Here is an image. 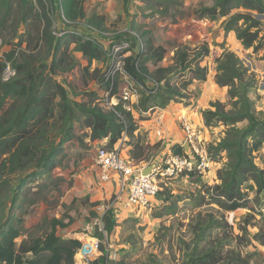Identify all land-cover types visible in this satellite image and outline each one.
Listing matches in <instances>:
<instances>
[{
  "label": "trees",
  "instance_id": "trees-1",
  "mask_svg": "<svg viewBox=\"0 0 264 264\" xmlns=\"http://www.w3.org/2000/svg\"><path fill=\"white\" fill-rule=\"evenodd\" d=\"M135 1L150 8L163 0H123L127 15ZM86 2L0 0V39L12 46L0 56V264H76L75 255L83 242L76 237L64 239L58 233L75 222L73 216H46L37 226H25L31 207L63 195L62 184L67 178L54 170L64 167L70 157L68 144L90 149L100 141L104 142L100 147L108 151L127 145L132 160H145L150 145L144 143L139 120L148 119L145 113L172 102L189 105V88L208 78L209 68L203 64L210 55L208 43L177 45L172 62L165 65L167 48L155 43L152 30L142 29L135 21L124 30L111 27L104 15L89 13ZM237 9L248 13L234 14L226 30H234L246 48L263 49L264 44H258L263 24L253 13L264 16V0H215L197 12L200 17L218 20ZM58 20L63 23L60 30ZM58 31L65 33L57 35ZM88 31H96L93 39L86 38ZM104 42L109 43L108 50H104ZM125 43L126 48L114 53L113 46ZM72 45L86 64L70 52ZM120 56L125 74L118 71L112 77L111 70ZM94 60L107 61L106 70H91ZM8 65L15 75L6 80ZM77 65L98 89L74 88L68 73ZM120 75L128 78L138 98L123 99ZM214 80L219 87L229 89L231 103L213 102L212 109L203 112V128L208 133L213 123L225 126V135L218 141L208 137L207 147L213 169L219 159L226 157L227 162L217 170L213 184L203 180L207 173H183L189 178L197 176L201 183L197 192L187 197L175 196L168 187L157 195L163 203L158 217L177 214L182 201L183 210L194 209L187 223H179L178 242L170 246L176 264H251L259 251L243 250L250 227L259 229L252 243L264 246V212H260L261 222L248 214L246 224L239 226L244 234L235 235L226 219L227 212L246 208L252 194L257 199L264 197V167L255 156L264 147V112L257 110L250 97L254 79L235 53L227 51L217 59ZM100 89L107 97H115L117 104H101L105 97ZM175 148L174 154H187L184 147ZM118 212L110 207L99 215L102 226L97 236L106 243H100L101 255L88 264H151L127 261L123 255L131 250L128 248L120 251L119 258L112 255L110 238L119 225Z\"/></svg>",
  "mask_w": 264,
  "mask_h": 264
},
{
  "label": "rangeland",
  "instance_id": "rangeland-1",
  "mask_svg": "<svg viewBox=\"0 0 264 264\" xmlns=\"http://www.w3.org/2000/svg\"><path fill=\"white\" fill-rule=\"evenodd\" d=\"M215 0H163L162 3L153 4L150 8L145 6L140 1H135L129 7V14L124 10L123 0H87L86 5L89 6V13L97 11L105 16L108 25L115 26L120 30L129 28L132 21L142 25L144 30H152L156 44H161L167 48V56L163 63L165 65L172 62L175 47L179 44H188L191 47L199 46L203 43H208L210 46V55L204 60L203 64L208 66L209 74L206 81L195 82L188 90V93L195 98L201 106V124L205 125L203 112L212 109L211 104L216 101H222L226 104L231 103L227 87H219L214 76L217 70V59L225 52L235 53L242 61L244 67L248 70V74L254 79L253 87L250 90V97L254 101L257 110L264 112V48L256 51L254 48H246L243 41L238 37L234 30L227 31V21L236 13H248L244 9L233 11L232 15L220 18L218 20H210L207 17H200L198 10L201 6H212ZM153 12V13H151ZM175 14V15H174ZM253 15L261 21V35L258 44H264V16L253 13ZM58 16V14H57ZM58 18V17H57ZM176 21H173L174 19ZM242 21L240 22V24ZM63 28V23L58 20L57 30ZM25 30V28H22ZM0 53H5L12 49V46L5 42L3 44L0 39ZM108 48V42H104ZM74 56L86 64L87 61L82 58L81 52H73ZM106 60V59H105ZM107 61L101 62L94 60L91 65V70L100 68L106 70ZM68 77L71 80L74 88L77 91L98 89V85L94 80H90L83 76L80 66H76L69 73ZM62 80L61 76H58ZM87 78V82L84 80ZM63 81V80H62ZM121 89L127 88L129 82L124 75L119 76ZM100 94L105 98L102 103L105 107L113 105L117 102L115 97L109 98L104 89L99 90ZM80 99V96H77ZM107 100V102H106ZM173 103V102H172ZM228 108H231L229 105ZM148 116V115H146ZM199 123V122H196ZM149 124V123H147ZM172 127V123H169ZM240 124L239 126H244ZM141 127V126H140ZM175 125L169 130L176 135L174 130ZM209 132L205 130L204 134L210 141H218L225 133V126L213 123L208 126ZM182 126H180V130ZM143 130H145L143 128ZM144 143H149L150 147L146 151L147 158L145 160L135 162L139 165L144 164H160L164 166L163 160L170 154L175 153L177 145L184 147L185 138L176 141L177 135L172 139L159 137L155 134L153 143L147 142L148 132L143 131ZM162 138V139H161ZM104 143V142H103ZM100 141L93 143L90 149L79 147L76 143H70L66 147L70 151V157L64 161L62 168H56L55 174L63 175L67 180L62 184L63 195H56L54 201L49 203H39L30 208L28 214L25 215V226L31 228L40 224L44 217L62 218L71 215L75 218V222L68 228L60 229L59 235L62 238L76 237L83 244L91 243L94 239H98L101 243H106V239H101L97 236L100 232V217L105 210L110 207L118 209L116 213L119 225L111 235L109 248L115 258H119L121 250L131 249L124 253L129 262H145L151 264H176L170 246H175L178 242L179 223H187L194 209L183 210L184 201L179 203L178 212L175 215H165L158 217L161 214L162 200L155 197L152 200V209H136L126 210L123 207L124 194H121L117 185L109 182H102L99 178V172L96 166V155L101 144ZM88 149V150H86ZM129 147L124 146L123 154L127 155ZM83 153L84 156L79 154ZM130 153V152H129ZM256 161L264 167V147L255 153ZM227 162V158L219 159L215 165L213 173L203 177L205 182L214 183V178L217 175V170L222 168ZM197 176L189 178L188 176L180 175L174 178H164L162 189L168 187L175 196L187 197L191 193L197 192L200 184L196 181ZM163 196V195H162ZM249 203L246 208L239 209L233 212L226 213V219L232 226L234 234L240 232L239 226L246 224L245 218L248 214H254L256 220H262L260 212H264V197H257L255 194L249 196ZM261 222V221H260ZM263 225V223H262ZM185 229V228H183ZM36 231V230H34ZM250 234L245 235L247 238V246L243 249L244 252H253L258 248L257 255L253 258L251 264H264V246L259 247L257 241L253 240L254 234L259 232L258 227H250ZM244 234V233H243ZM264 234V228H263ZM82 235V236H81ZM81 238H80V237ZM161 238V242L157 238ZM22 240L19 239L20 242ZM107 245V244H106ZM256 246V248H254ZM83 247V246H82ZM163 247V252H161ZM81 249V248H80ZM78 250L75 255L76 264H88L93 258L99 257L101 252L90 253L89 255ZM177 252V250L175 251ZM157 255V258L152 256ZM179 256V253H178ZM154 260H157L156 262Z\"/></svg>",
  "mask_w": 264,
  "mask_h": 264
},
{
  "label": "built area",
  "instance_id": "built-area-1",
  "mask_svg": "<svg viewBox=\"0 0 264 264\" xmlns=\"http://www.w3.org/2000/svg\"><path fill=\"white\" fill-rule=\"evenodd\" d=\"M64 33L65 31H58L57 35H63ZM95 33L96 31H88L85 36L87 39H93L92 36ZM79 34L81 33L79 32ZM103 46L104 50H108L104 43ZM127 46V43L122 46H113V51L117 53ZM2 55L3 53H0V56ZM121 58L122 56L118 58L115 67L111 70L112 77H114L118 71L125 74ZM14 75L15 70L8 65L5 71V79H10ZM126 79L128 80L127 77ZM121 95L124 100L138 98L135 90H132L131 83L127 88L121 91ZM115 104H117V102ZM179 121L184 132L185 142L189 145V151L185 155L170 154V156L163 160L164 166L152 163L154 164L153 167L150 172L146 174L144 170L152 164H136L135 161L131 159L130 155L123 154L124 149L122 146L112 151L99 147L95 160L99 178L102 182H109L117 185L120 193L125 196L123 207L126 208V210H151L153 207L152 200L161 191L164 178H174L183 173L188 174L196 171L208 174L209 171L212 170L213 161L208 152L207 138L205 137L203 129L198 124L189 122L185 117H181ZM157 123L158 128L156 132L158 135H161L164 122L159 119ZM100 226H102L101 221ZM100 243L98 239H94L91 243H87L86 245L83 244L80 251L84 252L86 255L98 252Z\"/></svg>",
  "mask_w": 264,
  "mask_h": 264
},
{
  "label": "crops",
  "instance_id": "crops-1",
  "mask_svg": "<svg viewBox=\"0 0 264 264\" xmlns=\"http://www.w3.org/2000/svg\"><path fill=\"white\" fill-rule=\"evenodd\" d=\"M201 111H202V108L201 106H199L197 100L195 98H191L189 101V105L187 106L183 105L182 103L173 102L166 108H160V109L153 110L151 112H147L145 114L148 115V119L139 120V123L141 125V130H143L144 128L145 130L143 131L148 132L147 142L153 141L152 139H154L155 134H157L156 132V129L158 128L157 121L159 119L164 122V128L162 130V134L161 135L157 134V135L159 137H162V138L166 137L168 139H171V138L173 139L177 135L176 141H180V139L185 138L183 129L180 130L181 123L179 120L181 117H185L191 123L198 124L204 130L203 124H201L202 122ZM170 122L176 127L174 128V130H176V135L173 132L171 133L170 132L171 130H169L173 127V125L171 127V125L169 124ZM196 122H199V123H196ZM127 153L128 155H130L129 149H127ZM212 173H213V168L211 171H209V174L212 175ZM259 247L262 248V246H259Z\"/></svg>",
  "mask_w": 264,
  "mask_h": 264
},
{
  "label": "water",
  "instance_id": "water-1",
  "mask_svg": "<svg viewBox=\"0 0 264 264\" xmlns=\"http://www.w3.org/2000/svg\"><path fill=\"white\" fill-rule=\"evenodd\" d=\"M185 149H186V150L189 149V145H188V143L185 145ZM153 165H154V164L148 166V167L144 170V173H145V174H146V173H149L150 170H151V168L153 167Z\"/></svg>",
  "mask_w": 264,
  "mask_h": 264
}]
</instances>
